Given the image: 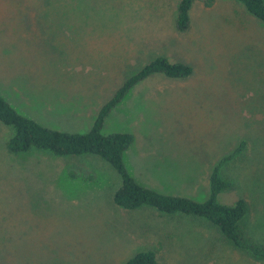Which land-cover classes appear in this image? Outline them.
I'll return each instance as SVG.
<instances>
[{"label":"rangeland","instance_id":"1","mask_svg":"<svg viewBox=\"0 0 264 264\" xmlns=\"http://www.w3.org/2000/svg\"><path fill=\"white\" fill-rule=\"evenodd\" d=\"M0 0V95L41 125L86 132L100 106L144 64L162 56L185 77L152 73L111 108L101 132H125L128 174L160 193L194 201L219 168L247 212L243 238L264 244V23L238 0ZM68 13L69 4L65 5ZM0 122V264H123L150 249L159 264H264L199 216L112 200L118 173L93 154L9 153Z\"/></svg>","mask_w":264,"mask_h":264},{"label":"trees","instance_id":"2","mask_svg":"<svg viewBox=\"0 0 264 264\" xmlns=\"http://www.w3.org/2000/svg\"><path fill=\"white\" fill-rule=\"evenodd\" d=\"M211 0L205 1L209 4ZM58 4L60 0H57ZM86 0L63 2L57 15L77 14ZM192 0H178L176 5L175 26L184 29L188 23V11ZM241 5L260 22L264 23V0H238ZM69 4L68 13L65 5ZM190 66L182 62H169L162 56H156L138 71L127 77L123 83L98 107L89 129L86 132H68L41 125L30 117L18 113L0 95V122L10 128L5 141L9 153H20L32 148L48 151L53 155L93 154L105 160L119 175V186L112 194L113 202L124 209H134L147 205L165 214L180 212L199 216L213 225L220 235L234 247L247 252L255 258H264V244L258 240L248 243L243 238L239 223L247 212L244 199L237 198L231 203H221L217 195L229 186L227 179L219 174L223 161L236 153L237 148L222 157L208 175L209 192L202 201L160 193L137 183L126 171L122 162V153L132 142V135L125 132L103 134L101 126L111 108L123 97L125 92L137 81L152 73H162L168 77H185ZM123 264H159L150 249L137 251Z\"/></svg>","mask_w":264,"mask_h":264}]
</instances>
